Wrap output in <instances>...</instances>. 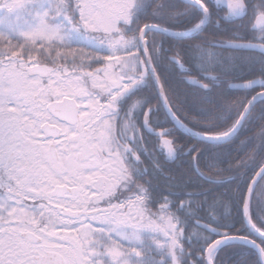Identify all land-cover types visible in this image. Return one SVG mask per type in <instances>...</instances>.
<instances>
[{
  "label": "trees",
  "instance_id": "trees-1",
  "mask_svg": "<svg viewBox=\"0 0 264 264\" xmlns=\"http://www.w3.org/2000/svg\"><path fill=\"white\" fill-rule=\"evenodd\" d=\"M7 1L0 0V5ZM60 1L62 12L80 26L78 0ZM245 2L247 15L236 22L218 23L217 16L211 14L207 25L190 36L146 33L152 65L173 113L186 126L202 134L229 131L247 101L259 90H232L228 87L230 82L264 79V55L212 45L251 40V0ZM134 3L129 21L118 24L115 32L102 34L103 37L138 36L145 24L185 31L203 18L201 11L184 0H135ZM253 8L255 13H264V0H255ZM6 37L18 46L12 58L19 59L20 69L24 71L50 65L56 70L68 69L85 80L87 73L82 71L104 65L99 59L85 55L88 48L84 44L34 43L19 35ZM259 39L264 41V32ZM0 59L7 63L8 57L4 55ZM132 73L139 75L140 71L136 69ZM187 76L209 88L188 84ZM154 85L151 77L143 78L119 97L116 105L121 108V115L113 131V138L121 147V160L129 170L123 187L128 192L133 190L137 179L142 185L141 222L165 230L171 239L169 257L149 249L142 252L144 263L206 264L204 251L217 236L199 228L195 224L197 220L217 228L234 229L232 233L240 235L247 232L242 206L248 184L264 163V100L257 101L231 141L213 145L174 124L161 106ZM147 109H150L151 126L165 130L172 140L177 154L175 161L166 158L160 138L150 136L142 128ZM195 164L205 177L214 181L201 177ZM251 196V220L264 231V175ZM260 243L264 248V241ZM257 257L247 245L230 243L219 248L213 260L215 264H262Z\"/></svg>",
  "mask_w": 264,
  "mask_h": 264
},
{
  "label": "rangeland",
  "instance_id": "rangeland-1",
  "mask_svg": "<svg viewBox=\"0 0 264 264\" xmlns=\"http://www.w3.org/2000/svg\"><path fill=\"white\" fill-rule=\"evenodd\" d=\"M134 2L135 0H78L80 26L62 12L60 0H8L0 5L1 34L10 37L19 35L34 43L84 44L89 53L86 55L106 61V67L85 81L60 70L52 72L44 81L40 76H32L29 71L18 69L16 75L22 109L19 115L22 123L32 130L40 147L45 148L49 142L40 133V126L49 115L46 103L65 93L77 97L81 105L87 107L85 120H98L93 126L95 132L91 135L90 143L100 148L108 146L103 134H110L113 116L108 112L110 109L100 108L98 95L103 92L111 94L109 105L115 106V97L118 98L142 82L139 76L132 73L138 69L141 57L138 36L126 38L118 35L105 38L102 34L115 32L119 28L118 24L128 22ZM120 63L123 64L122 67ZM123 77L125 82L122 81ZM12 107L16 108V105ZM75 135L74 132L67 131V140ZM79 177L75 167L73 172L64 171L62 175L49 171L43 180L31 183L30 196L34 198L41 190L50 199L53 184L70 183ZM88 192L89 189L85 193ZM114 222L112 217L102 215L93 223L86 221L75 227L76 231L94 238L92 248L97 254L89 253L92 264H97L98 261L102 264H143L142 252L149 249L160 252L163 257H169L170 239L165 230L143 223L127 221L117 225ZM136 257L139 259L138 263L133 260Z\"/></svg>",
  "mask_w": 264,
  "mask_h": 264
},
{
  "label": "snow or ice",
  "instance_id": "snow-or-ice-1",
  "mask_svg": "<svg viewBox=\"0 0 264 264\" xmlns=\"http://www.w3.org/2000/svg\"><path fill=\"white\" fill-rule=\"evenodd\" d=\"M0 45V56L8 57L7 63L0 59V188L8 189L0 196V264H92L89 253L97 254L93 237L76 231L73 223L61 222L66 217H53L42 207L25 205L5 182L7 177L17 187L30 186L49 171L73 172L75 162L66 159L61 149L40 147L32 130L22 123L16 75L20 61L12 58L18 46L3 34Z\"/></svg>",
  "mask_w": 264,
  "mask_h": 264
},
{
  "label": "flooded vegetation",
  "instance_id": "flooded-vegetation-1",
  "mask_svg": "<svg viewBox=\"0 0 264 264\" xmlns=\"http://www.w3.org/2000/svg\"><path fill=\"white\" fill-rule=\"evenodd\" d=\"M203 2L205 3L207 10H209V20L211 18V14H213L217 16H215L216 22L219 23L221 20L226 22L224 17L227 10L224 7L219 6L215 0ZM254 3L255 0H251L250 39L251 43H260L264 45V41L259 39V36H261L264 32V26L259 28L254 27L257 17L260 15L264 16V13H255L253 8ZM210 10H212L213 13H210ZM121 85L122 84H120V86ZM258 89L259 90H257V92L263 90L264 88ZM66 97L72 98L76 104H78L79 120L75 124L59 120L48 112L51 102L61 101L64 100V98L66 99ZM98 99L100 108L110 109L108 112L114 115L110 134H108V136L105 133L103 134L104 137L106 136L105 138L108 141V146H106V148L95 147L90 143L89 140H91V135L95 132V128L93 126L96 122H98V120L93 119V122L85 120L84 113L85 111H88L87 107L82 106L77 97L68 96L65 93L61 97L59 96V98L55 99L52 98L48 101V103H46V109L49 115L48 119H45L43 123L48 122L50 124L57 125L60 128V137L54 139L45 138L44 136V138L49 141L45 150L47 151L54 146V151L56 149H61L64 152L66 159L70 157L75 162L74 167L79 172V179L70 183L65 182L63 185L73 187L76 192L71 193L66 191L63 196H51L49 199L46 193H43L40 190L39 194L36 193L38 195L29 199V197H31V185H25L22 188L17 187L16 183L14 181H9L7 177H5V182L6 184H11V187L15 190L13 194L17 200H22L23 203L29 207H42L44 208V212L46 214H50L53 217L58 214L66 217L68 219L61 222L73 223L75 224V227H77L78 224L83 222L85 223L86 221L93 223V221H96L97 217H102V215H104V217H112L115 221L114 223L117 225H120L121 222L124 223L127 221L131 223L135 222V224H141L140 221L142 218L139 216L138 208L142 203V185L137 179L136 186L133 190L128 192L126 186L123 187L129 170H127L125 163L121 160V147L118 145L116 140H114V138H111L112 131L115 128L116 118H119L121 114V108L109 105V102L112 100L111 94H106L104 92L100 93L98 95ZM116 100L117 97H115V101ZM104 117L106 118L105 115ZM67 131H72L76 135L68 138L67 140ZM233 138L228 141H231ZM223 165L224 161L220 166L223 167ZM95 172H97V174ZM88 189L90 192L86 194L85 192H87ZM7 190L8 189L6 187L0 188V196H4ZM55 211L56 214H53ZM133 214L134 216H131ZM245 229H247V227H245ZM225 230L230 231L232 235L237 234L236 232L232 233L234 229L231 230L228 228ZM243 235L250 237L251 232L247 229V232ZM138 261L139 259L137 258V263Z\"/></svg>",
  "mask_w": 264,
  "mask_h": 264
},
{
  "label": "water",
  "instance_id": "water-1",
  "mask_svg": "<svg viewBox=\"0 0 264 264\" xmlns=\"http://www.w3.org/2000/svg\"><path fill=\"white\" fill-rule=\"evenodd\" d=\"M187 3H190L194 6H196V8H198L200 11L203 12L204 14V22L203 25L198 28V30H200L201 28H203V26L206 25L207 20L209 19V12L208 10L201 5L197 0H184ZM215 2L220 5L221 7H224L227 10V13L225 14L224 20L226 21H234L237 20L239 18H242L246 15L247 13V8L244 4V2L242 0H215ZM261 26H264V16H258L255 22V28H259ZM158 31L160 33H166L169 35H174V36H187L190 34L195 33L196 31L198 32V30L192 31L191 33L188 34H177V33H173L170 30H166L165 28L158 26V25H145V27L142 28L140 35H139V41H140V46L141 49L144 53V61L145 64L142 66V72H143V76L148 77V75H150L154 82H155V86L157 88L158 94L160 96L161 102H162V106L164 107L167 115L170 117V119L174 122V124L183 132L193 136L196 139L199 140H203V141H207L209 143H213L217 144V143H222L226 140H228L229 138H231L232 136L235 135V133L239 130V128L241 127L242 123H244L245 119L247 118V116L249 115V113L251 112L253 106L255 105L256 101H258L261 98H264V90L257 93L254 97L251 98L250 101H248V104L246 105V107L244 108L243 112H241L240 118L238 120V124L236 126V128L234 129V131L228 135L227 137H218V136H206V135H202L198 132H195L193 130H191L190 128H188L187 126H184L183 123H181L178 118L176 116H174V113L171 109V106L169 105L167 98L165 96V92L164 89L162 87L161 82L159 80V76L157 75L154 66L152 65V61L150 58L149 51L147 48V39L145 37L146 33L149 31ZM215 45L220 46V47H224V48H231V49H240V50H253L259 53L264 54V45L260 44V43H251L250 42H230V43H225V44H219V43H215ZM32 74H42V75H48L50 73V70L48 67H35L32 68L30 71ZM187 81L189 82V84H194L196 86H199L201 88H207V86H205L203 83H200L196 80H194L193 78L189 77L187 79ZM230 87L232 89H242V90H246V89H253L255 87H264V79H256V80H252V81H246V82H241V83H233L230 85ZM67 102H71V103H67ZM66 105H62L64 102H54L49 106L50 112H52L55 116H57L58 118H60L61 120H66L72 124H75L78 120V107L75 104V102L73 100H67ZM143 128H145V130L154 136H161V144H162V148L165 151V154L168 155L167 158L174 160L176 157L175 154V149L171 142V140L167 137H163L164 134L166 133L164 130L163 131H157V130H153L152 127H150L149 125V110L146 111L144 119H143ZM42 131L43 133H45L47 136L49 137H55L58 138L60 136L59 134V128L57 126H53V125H49V124H44L42 126ZM226 135V134H225ZM198 171V170H197ZM198 173L200 175L203 176V174L201 172L198 171ZM264 174V165L260 168V170L257 172V174H255L254 179L252 180L250 187L247 191L246 194V198H245V204H244V217L246 220V223L248 225V227H250L251 232L253 233V235L257 238L260 239H264V233L260 232L259 230H257L255 227H253V224L250 223L249 217H248V208H249V203L251 200V195L253 194L254 188L258 182V180L261 178V176ZM70 191V192H76L75 189L73 188H69L68 186H62V185H57L55 186L53 192L51 195L53 196H62L64 194L65 191ZM196 224L212 233L215 235H219L221 236V238L216 239L213 243H211V245L207 248V250L205 251V257H206V261L207 264H213L211 259V256L213 254V252L216 249H219L220 246H222L223 244H226L228 242H241V243H247L250 244L252 246V248H255L259 258L261 259L262 263L264 264V254L262 251V247H260V245L255 242L253 239L250 238H244L241 236H229V233L226 231H222L212 225H209L205 222L202 221H196Z\"/></svg>",
  "mask_w": 264,
  "mask_h": 264
},
{
  "label": "bare ground",
  "instance_id": "bare-ground-1",
  "mask_svg": "<svg viewBox=\"0 0 264 264\" xmlns=\"http://www.w3.org/2000/svg\"><path fill=\"white\" fill-rule=\"evenodd\" d=\"M187 32L190 33V31H186V32H183V33H187Z\"/></svg>",
  "mask_w": 264,
  "mask_h": 264
}]
</instances>
